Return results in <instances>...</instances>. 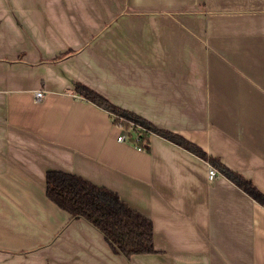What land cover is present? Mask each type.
<instances>
[{"label": "crops", "instance_id": "obj_1", "mask_svg": "<svg viewBox=\"0 0 264 264\" xmlns=\"http://www.w3.org/2000/svg\"><path fill=\"white\" fill-rule=\"evenodd\" d=\"M77 82L264 192V0H0V264H264L263 204L162 136L119 140ZM48 169L148 216L156 252L114 253Z\"/></svg>", "mask_w": 264, "mask_h": 264}, {"label": "trees", "instance_id": "obj_2", "mask_svg": "<svg viewBox=\"0 0 264 264\" xmlns=\"http://www.w3.org/2000/svg\"><path fill=\"white\" fill-rule=\"evenodd\" d=\"M74 91L112 114V121L119 125L122 133L127 132V140L134 145L148 149L150 133L162 136L206 160L219 174L229 178L242 191L264 205V192L249 178L226 166L217 157L207 154L197 143L167 128L157 127L145 117L117 106L84 83H75ZM45 180V196L68 212L71 219L83 218L99 230L114 253L129 260L134 253L156 252L151 219L129 206L114 190L59 169H48Z\"/></svg>", "mask_w": 264, "mask_h": 264}, {"label": "built area", "instance_id": "obj_3", "mask_svg": "<svg viewBox=\"0 0 264 264\" xmlns=\"http://www.w3.org/2000/svg\"><path fill=\"white\" fill-rule=\"evenodd\" d=\"M42 95H43V91L42 90H36L34 92V98H36V100H40ZM117 138L119 140H126L127 139V132L120 133V135ZM138 148H141V147H138ZM214 174H216V169L213 166L209 167L208 170H207V175L209 177H211V175H214Z\"/></svg>", "mask_w": 264, "mask_h": 264}]
</instances>
